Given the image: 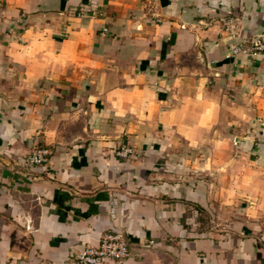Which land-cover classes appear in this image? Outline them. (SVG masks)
Returning a JSON list of instances; mask_svg holds the SVG:
<instances>
[{
	"label": "crops",
	"instance_id": "1",
	"mask_svg": "<svg viewBox=\"0 0 264 264\" xmlns=\"http://www.w3.org/2000/svg\"><path fill=\"white\" fill-rule=\"evenodd\" d=\"M0 13V264H73L109 231L132 251L108 264H264V54L235 52L264 0Z\"/></svg>",
	"mask_w": 264,
	"mask_h": 264
},
{
	"label": "built area",
	"instance_id": "2",
	"mask_svg": "<svg viewBox=\"0 0 264 264\" xmlns=\"http://www.w3.org/2000/svg\"><path fill=\"white\" fill-rule=\"evenodd\" d=\"M0 17H2L0 13ZM250 51L251 53L264 54V32L257 34L251 39L249 46L239 47L236 53ZM50 149L38 148L29 157L28 162L35 166H44L49 162ZM124 158L136 157L132 148L125 147L118 152ZM153 240H146L140 243L142 249H151L155 246ZM132 244L129 237L121 231L106 232L99 245L89 246L84 251L78 253L73 264H108L111 261H124L131 256Z\"/></svg>",
	"mask_w": 264,
	"mask_h": 264
},
{
	"label": "rangeland",
	"instance_id": "3",
	"mask_svg": "<svg viewBox=\"0 0 264 264\" xmlns=\"http://www.w3.org/2000/svg\"><path fill=\"white\" fill-rule=\"evenodd\" d=\"M203 222H206V219L205 218H203Z\"/></svg>",
	"mask_w": 264,
	"mask_h": 264
}]
</instances>
